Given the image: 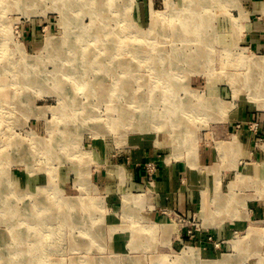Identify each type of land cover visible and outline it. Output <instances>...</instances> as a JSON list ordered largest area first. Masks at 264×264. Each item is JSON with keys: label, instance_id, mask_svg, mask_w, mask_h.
<instances>
[{"label": "rangeland", "instance_id": "rangeland-1", "mask_svg": "<svg viewBox=\"0 0 264 264\" xmlns=\"http://www.w3.org/2000/svg\"><path fill=\"white\" fill-rule=\"evenodd\" d=\"M98 1L105 5L106 0ZM115 3L103 13L95 12V8L70 12L72 24L67 26L51 6L52 0L29 6L28 11L10 7L0 14L8 28L5 34L0 31V39L8 35V41L0 45V70L3 66L5 70L0 71V97L24 93L23 109L2 104L0 98V179L11 183V187H0V200L9 197L20 208L39 207L42 212L39 208L36 212L43 216L44 204L37 199L55 204L51 219L41 220L43 230L49 227L54 235L48 239L50 248L35 253L38 264H210L213 259L220 264L224 259L227 264H264V97L250 98L242 81L246 78V85H250L264 79V70L253 64L264 56V0H227L221 8L213 5L205 10L209 25L204 37L213 41L205 46V57L199 60L194 56V68L185 63L178 70L183 73L177 76L183 86H178L175 94L189 108L182 115L188 134L176 138L170 131L150 130L143 135L136 130L115 132L110 122L104 123L117 114L114 105L95 97L81 95L90 105L84 113L63 115L56 108V114L52 110L58 106L53 80L40 87L23 88V83H17L15 71L19 67L27 70L37 64L38 72L55 73L61 62L54 57L68 49L62 44L65 30H95L106 17L109 29L116 27L123 36L129 31V23L144 31L155 54L161 51L171 55L174 47L182 46L171 26L178 24L176 15L185 8L186 0ZM163 10H167L166 31L152 18L153 12ZM223 47L230 49L229 54ZM122 57L144 78L150 77L148 62H142L144 66L138 69L141 59L131 52ZM117 72L110 70L104 75L106 83L114 81ZM238 78L241 84L236 83ZM133 84L140 86L139 80ZM235 85L241 89L239 95H235ZM201 102H217V106L205 103L209 108L200 107ZM55 119L73 123L69 138L74 151L70 156L57 147L59 159L48 160L36 148L39 142H49V127L55 126ZM15 137L23 140L29 151L27 160L9 159L8 155L15 153L11 146ZM132 155L143 158L149 174L146 185L140 188L129 183L125 170L121 178L110 171ZM162 163L179 164L184 173L180 176L182 191L159 199L156 178L150 173L157 172ZM228 197L231 201L226 206L218 204ZM85 203L90 205L83 208ZM67 216L68 221L62 220ZM29 221L21 228L34 227ZM8 229L9 224L0 221V231L7 233ZM84 231L89 236H83ZM31 244L23 241L25 247ZM190 248L197 249V255L181 259ZM12 253L8 254L10 259L31 262L29 256L24 260L11 258ZM3 263L10 262L0 258Z\"/></svg>", "mask_w": 264, "mask_h": 264}, {"label": "bare ground", "instance_id": "bare-ground-1", "mask_svg": "<svg viewBox=\"0 0 264 264\" xmlns=\"http://www.w3.org/2000/svg\"><path fill=\"white\" fill-rule=\"evenodd\" d=\"M42 1L43 0H0V14L2 11L9 10L10 7L13 9H23L28 11L29 6L38 5ZM226 1L227 0H186L185 8L179 9L184 14H180V11L178 10L177 13L179 14H177L176 17L179 22L178 24L174 23L171 26L173 35L180 40L182 46L174 47L171 55L164 54L161 51H158V53L155 54V48L152 45H149V39L147 41V38L145 37L146 33L136 29L134 24L129 23V31H124L127 33L126 36H123L124 33L116 27L109 29V23L107 21L108 17H106L107 19L105 18V20H103V24L95 30L78 27L80 29L70 33L66 29V39L62 44H65L68 49H65L66 51L58 52L54 57L55 59H57V57L60 58L61 62L59 68L55 70V73H47L46 71H44V73L41 71L38 72L36 70L38 67L37 64L32 65L31 69L28 68L27 70L19 67L17 68V71H15V77H18L17 83H23V88L28 85H37L40 87L43 82L49 83L53 80L55 86L52 87V91L55 92L54 94L57 96L58 106H53L52 110H54L53 112L56 114H58V112H55L56 108L57 110L59 109L63 115L81 114L88 111L90 105L88 102L81 100V95L87 98L95 97L99 101L109 102L110 105H114L113 107L117 114L111 118L109 116V120L104 123L110 122L109 125L112 124L114 126L113 130H115V132L118 133V131L121 130L120 134H124V132L126 133L128 130H136L139 134L143 135L149 133L150 130H155L159 133L170 131L174 138L179 134H181V136L184 134L187 135L188 133H185V131H187L186 122L182 115L189 106H187L184 100L179 99L175 94L178 90V86H183L178 82L177 77L178 75L182 76L181 74L183 73L178 70L185 63L194 68L197 64L193 60L195 55L199 57V60L205 57V46L213 41L211 39V41L208 42L207 39H209V37H204V32L208 27L207 25H209V16L206 18L204 14L205 10L207 12V9L213 5H218L221 8ZM115 2L116 0H106L105 5H101L98 0H77L76 2L72 0H52L51 6L59 11L61 21L67 26L72 24L68 13L77 12V10L89 12L90 8H95V12L97 13H103L104 10L115 6ZM168 5H170V3ZM186 10L187 12H185ZM166 11L167 10L158 11L156 13L153 12L152 14L154 23L161 26L163 29L164 26H166ZM1 21L2 19L0 18V31L5 34L8 32V28L4 25V22ZM75 23H78V21ZM166 29L164 30L166 31ZM68 36H72L73 39L68 38ZM108 36H111V38ZM7 37L8 35L5 36V40L0 39V45L8 41ZM51 43L52 41L49 39L48 45ZM145 43L149 46L141 47V45ZM195 46H197L196 49L198 50V54L195 53ZM222 50L227 54L230 52L228 47H223ZM126 52H131L134 58L141 59V63L137 65L138 69H140L142 62H148L147 66L152 70L151 75H149L150 77L144 78L143 75L135 71L136 68L134 64L122 57ZM2 54H0V58L3 57ZM253 64L255 68L261 67V70H264V56L257 59ZM6 68L7 71L10 70L8 65ZM110 70H119V72H125V75H121V72H117L115 80L111 83H106L105 76ZM0 71H5L4 66L3 70ZM49 73L51 76H49ZM239 79L240 78L236 80V83L241 82V79ZM136 80H139L140 86H135L133 84ZM242 81L252 95L249 94V96H251L250 98L264 97V79L254 81L255 83H251L250 85H246V78ZM238 85H235L234 88L235 95L240 94L241 89ZM42 88L44 89L45 87ZM45 90L51 92L46 88ZM142 90L146 92L143 93ZM19 94L17 95L16 92H14L9 96L2 95L0 97L1 103H10L11 108L16 107L15 105H17L18 109H23L24 93L21 92ZM205 103L206 102H201V104H199L200 107H205V105L208 104ZM213 104L217 106V102H210L208 105L209 107H214ZM115 105H118V107ZM108 109L111 110L110 107ZM54 122L55 126L49 127L51 131L49 142H39V145L36 148V150L42 151L48 160L59 159L57 155V147H60L61 151L65 150L67 155L70 156L74 151L70 143L71 139L69 138V131L72 127L69 125L73 123L65 119H55ZM94 122L96 124L98 123L97 120H94ZM14 136L15 135L12 134L11 138ZM120 138L121 137L118 136L116 140L119 142ZM11 146L15 150V153L12 156L8 155L10 160L16 162L23 161L27 160L30 156L29 151L23 144V140L18 137H15L12 140ZM190 164L191 166L194 165L192 162H190ZM110 168V171L118 178L123 177V166L120 167L116 165ZM84 182L85 184L87 183L86 180ZM84 182L82 184H84ZM3 186L11 187V183L7 180L3 181L0 179V187ZM68 198L70 197L65 199ZM74 198L76 199L78 197ZM41 199L42 198L37 199V201L44 204L43 209L46 211L44 216L43 213L39 214L36 212L39 207L30 205L20 208L16 205V201H9V197H1L0 221L9 224L7 233L0 231V252L3 254L0 258L3 262H10L3 264H25L24 262L10 259L8 254L12 252V255H10L11 258L14 257L24 260L25 257L29 256L31 259L29 264H38L39 260H37V258L39 257L35 255V253H37L38 250L50 248L48 245V239L50 236L54 235V231L49 227H46L45 230H43L44 223H42L41 220L49 219L50 215L54 214L51 210L52 205L55 204L49 199H45L46 201H42ZM230 201L231 200L228 197L227 199L224 198V200H220L218 204L226 206V203H230ZM38 202L37 205L39 204ZM88 205L90 204L85 205L83 208H87ZM71 206H73V204H71ZM40 209L41 208H39L38 211L42 212ZM62 220L68 221L69 217H62ZM27 221H29L28 223L32 224L34 227L21 228V226L24 225L25 222L27 223ZM71 224L74 225L73 219ZM97 227L95 229L100 231L101 228L99 226ZM82 235L85 237L89 236L87 231L82 232ZM24 240L32 241L31 246L25 247L23 245ZM196 255L197 249L190 248L189 251L183 253L181 259L186 260L195 257ZM209 262L212 264H220L218 260L214 259ZM228 262L227 259H224L222 264H227Z\"/></svg>", "mask_w": 264, "mask_h": 264}, {"label": "crops", "instance_id": "crops-1", "mask_svg": "<svg viewBox=\"0 0 264 264\" xmlns=\"http://www.w3.org/2000/svg\"><path fill=\"white\" fill-rule=\"evenodd\" d=\"M142 159L132 155L125 163L118 164L123 166L125 178H127L129 183L135 188L146 185L149 176L147 169L142 164ZM183 173L181 165L168 163L160 164L157 172L150 173L151 176H155L156 178L155 184L157 191L160 193L159 199H162L165 195H172L178 191H182L180 176Z\"/></svg>", "mask_w": 264, "mask_h": 264}]
</instances>
